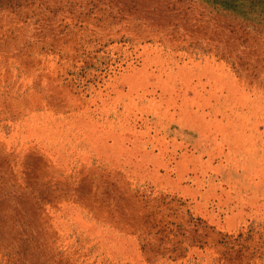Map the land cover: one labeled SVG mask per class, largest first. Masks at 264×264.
Listing matches in <instances>:
<instances>
[{"label":"rangeland","instance_id":"rangeland-1","mask_svg":"<svg viewBox=\"0 0 264 264\" xmlns=\"http://www.w3.org/2000/svg\"><path fill=\"white\" fill-rule=\"evenodd\" d=\"M0 264H264V0H0Z\"/></svg>","mask_w":264,"mask_h":264},{"label":"trees","instance_id":"trees-1","mask_svg":"<svg viewBox=\"0 0 264 264\" xmlns=\"http://www.w3.org/2000/svg\"><path fill=\"white\" fill-rule=\"evenodd\" d=\"M30 246H31L30 245V241L28 239V236H26L25 237L24 244H23L21 250L19 251V253H20L19 255L21 257H23V258H26L27 255L32 252V250L30 249Z\"/></svg>","mask_w":264,"mask_h":264}]
</instances>
